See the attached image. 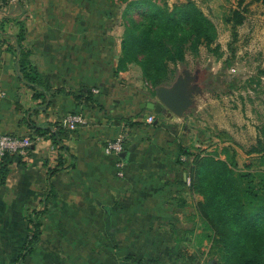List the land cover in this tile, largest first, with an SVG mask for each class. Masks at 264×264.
Segmentation results:
<instances>
[{"label":"crops","instance_id":"obj_1","mask_svg":"<svg viewBox=\"0 0 264 264\" xmlns=\"http://www.w3.org/2000/svg\"><path fill=\"white\" fill-rule=\"evenodd\" d=\"M13 3L7 40L14 42L21 20L22 43L31 50V63L49 77L50 89L45 100L34 98L18 76L15 54L0 40V132H29L25 116L65 126L64 116L76 111L84 120L65 126L68 149L38 135L11 157L0 180V264H16L29 232L26 215L43 207L39 239L21 264L177 262L170 249L191 243L196 230L194 192L178 159L183 121L159 120L141 107L155 95L132 79L134 67L115 72L121 34L111 3ZM148 114L154 115L152 122L145 119ZM119 134L123 156L105 150ZM58 154L63 165L47 177L44 161L53 165Z\"/></svg>","mask_w":264,"mask_h":264},{"label":"trees","instance_id":"obj_2","mask_svg":"<svg viewBox=\"0 0 264 264\" xmlns=\"http://www.w3.org/2000/svg\"><path fill=\"white\" fill-rule=\"evenodd\" d=\"M242 1L237 0L238 3ZM260 1L264 5V0ZM143 2L149 7L148 20L124 25L115 72L135 61L154 87L163 83L162 79L170 63L184 60L186 49L197 53L199 46L205 45L217 51L218 55L221 54L219 44L215 43L214 23L194 0H184L172 6L166 1ZM243 16L238 8H232L224 15V20L231 22L233 36L236 34L235 26L242 22ZM10 19H0L2 30L3 23ZM16 22L19 29L13 43L6 39V48L15 54L18 76L32 88V96L45 100L50 89L49 77L31 63V50L22 43L23 23L21 20ZM213 43L215 45L212 47ZM59 90L62 89H55V92ZM24 119L29 127L27 134L32 138L44 136L57 148L68 149L64 143L68 129L59 121L38 123L28 116ZM182 152L193 154L188 168L189 186L193 192L202 195L197 203L198 209L213 229L211 242L213 246L217 245L215 254L218 260L222 264H264V123L258 126L256 142L246 150L247 154H253L244 162V169L236 168L235 159H223L211 152L196 153L186 148H182ZM13 155L15 153L6 152L0 159L2 182ZM118 158L121 159L120 156ZM44 163L47 166V177L63 165L59 154L53 165H49L47 160ZM51 191L50 186L47 195ZM44 208L28 211L26 218L29 232L16 256V264H21L24 257L34 249L41 233L39 215Z\"/></svg>","mask_w":264,"mask_h":264},{"label":"rangeland","instance_id":"obj_3","mask_svg":"<svg viewBox=\"0 0 264 264\" xmlns=\"http://www.w3.org/2000/svg\"><path fill=\"white\" fill-rule=\"evenodd\" d=\"M16 0H0V19L12 18ZM156 3L166 1L169 6L184 0H150ZM213 21L216 29L215 43L219 44L217 51L199 46V51L193 53L186 49L185 58L176 64L170 63L163 83H169L177 70L182 66L199 68L198 81L203 87V93L197 96L195 103L186 111L183 126L179 128L183 143L180 145L178 159L184 161L182 170L190 181L188 168L193 157L192 153L183 156L182 148L191 152H211L223 159H235L236 168L244 169V162L253 154L246 150L256 142L258 126L264 123V5L260 0H194ZM114 23L121 37L124 25L148 20L149 7L143 0H109ZM232 8H238L243 13L242 22L235 26L236 34L232 35L231 22L224 20V15ZM9 20L4 22L0 30V40L7 42L9 35ZM8 29V30H7ZM212 44V47L215 45ZM136 69L132 79H136L141 87L153 94V86L144 76L141 66L129 62ZM173 119L175 115H170ZM157 119L166 120V116L157 113ZM183 156V158H181ZM186 162V164H185ZM189 185V183H188ZM193 192V191H191ZM202 195L194 192L191 196L193 204L194 231L191 243L170 249L175 256L172 263L167 264H222L216 254L217 245L211 242L213 229L198 209V201ZM171 256V258H172ZM173 260V258H172ZM153 264V263H147Z\"/></svg>","mask_w":264,"mask_h":264},{"label":"water","instance_id":"obj_4","mask_svg":"<svg viewBox=\"0 0 264 264\" xmlns=\"http://www.w3.org/2000/svg\"><path fill=\"white\" fill-rule=\"evenodd\" d=\"M199 68L182 66L169 83H159L153 87L155 99L141 102V107L161 113L165 116L175 115L182 119L186 111L195 103L197 96L203 93L198 81ZM125 150L120 151L123 156ZM208 264H212L209 260Z\"/></svg>","mask_w":264,"mask_h":264},{"label":"built area","instance_id":"obj_5","mask_svg":"<svg viewBox=\"0 0 264 264\" xmlns=\"http://www.w3.org/2000/svg\"><path fill=\"white\" fill-rule=\"evenodd\" d=\"M148 122H152L154 120L153 114H148L145 118ZM83 116L80 112H69L67 113L64 118L63 122L64 125L69 128H74L80 122H82ZM33 138L25 133H12V132H0V159L6 153H22L26 150V148L32 143ZM124 147V136L119 134L113 140H110L105 150L109 153H115L119 155L120 151H122ZM117 165H121V159L117 158L116 160ZM119 174H122V171H118Z\"/></svg>","mask_w":264,"mask_h":264}]
</instances>
